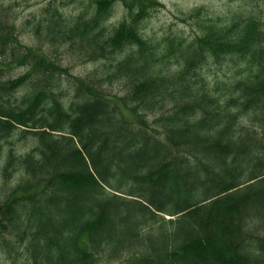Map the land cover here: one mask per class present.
<instances>
[{
    "label": "trees",
    "instance_id": "obj_1",
    "mask_svg": "<svg viewBox=\"0 0 264 264\" xmlns=\"http://www.w3.org/2000/svg\"><path fill=\"white\" fill-rule=\"evenodd\" d=\"M116 3L125 16L108 25ZM89 7L50 4L27 22L51 56L20 42L0 0V179L13 184L0 253L13 264H264V19L154 42L141 25L157 0ZM59 48L101 64L74 76ZM212 62L229 65L223 78L203 74ZM12 65L27 69L3 79Z\"/></svg>",
    "mask_w": 264,
    "mask_h": 264
},
{
    "label": "rangeland",
    "instance_id": "obj_2",
    "mask_svg": "<svg viewBox=\"0 0 264 264\" xmlns=\"http://www.w3.org/2000/svg\"><path fill=\"white\" fill-rule=\"evenodd\" d=\"M91 0H2L6 6H9L10 20H12L17 29L18 39L28 47L41 48L47 54L52 50L48 44L38 39L31 31L27 22L34 16H40L44 8L50 4H56L65 13H74L82 10H90ZM162 7H156L151 10L148 17L141 25V32L144 37L150 38L154 42H160L161 39L170 34L181 35L185 39H192L201 35L210 24H226L236 16H253L264 19V0H157ZM125 16V9L121 3H116L108 20V25L117 24ZM54 56L63 66H67L69 73L74 76L84 77L94 68L99 67L101 62H91L78 55L64 54L62 48ZM53 53V52H52ZM229 65L208 63L203 70V74L212 80L214 77H224V73ZM27 67L12 65L2 70L1 77L9 79L18 77L26 71ZM58 83L62 88L68 87L69 80L65 75L58 77ZM111 93H119L120 86L115 84L107 89ZM27 91L26 88H20L14 92L13 98H21ZM68 93V92H67ZM69 94V93H68ZM67 94V95H68ZM70 95V94H69ZM71 96V95H70ZM20 100V99H18ZM126 117H133L124 111ZM14 146L22 151L28 150L30 141H18L14 139ZM3 157V156H2ZM1 157V159H2ZM3 161H0V166ZM13 184L6 183L0 179V197H3L4 191ZM0 264H13L5 255L0 253Z\"/></svg>",
    "mask_w": 264,
    "mask_h": 264
}]
</instances>
